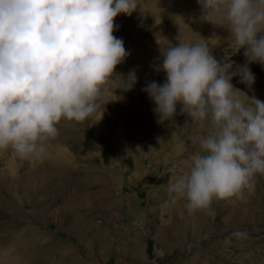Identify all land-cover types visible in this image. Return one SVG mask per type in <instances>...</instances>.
Segmentation results:
<instances>
[{"label": "rangeland", "instance_id": "obj_1", "mask_svg": "<svg viewBox=\"0 0 264 264\" xmlns=\"http://www.w3.org/2000/svg\"><path fill=\"white\" fill-rule=\"evenodd\" d=\"M139 3L115 18L113 33L132 57L117 72L135 69L134 88L109 95L82 124L61 122L40 162L0 150V264H264V178L245 202L214 204L215 217L189 215L168 188L189 170L200 151L193 139L206 129L179 106L173 121L158 123L142 91L165 81L154 65L168 46L205 39L233 70L247 63L244 49L230 44L226 28L200 20L199 0ZM248 66L251 88L239 76L231 82L264 101V65ZM245 229V239L232 235Z\"/></svg>", "mask_w": 264, "mask_h": 264}, {"label": "clouds", "instance_id": "obj_2", "mask_svg": "<svg viewBox=\"0 0 264 264\" xmlns=\"http://www.w3.org/2000/svg\"><path fill=\"white\" fill-rule=\"evenodd\" d=\"M200 20L226 28L247 63L218 60L206 40L161 49L154 65L166 74L146 92L158 123L173 121L179 106L206 132L182 176L170 182V200L185 199L189 215L215 217L214 204L245 202L264 178V101L249 88L251 63L264 65V0H199ZM139 0H0V150L42 161L61 122L84 123L104 110L116 91H131L138 77L117 72L130 53L113 35L115 18L131 16ZM186 25V24H185ZM187 26V25H186ZM238 239L247 230L232 233Z\"/></svg>", "mask_w": 264, "mask_h": 264}, {"label": "bare ground", "instance_id": "obj_3", "mask_svg": "<svg viewBox=\"0 0 264 264\" xmlns=\"http://www.w3.org/2000/svg\"><path fill=\"white\" fill-rule=\"evenodd\" d=\"M128 58H131V59H132V57H130V56H129ZM138 62H139V61H138ZM148 70L150 71V69H148ZM73 131H74V130H73ZM76 132H77V131H76ZM53 143H54V142H53ZM56 143H57V142H56ZM36 250H37V249H36ZM40 250H41V249H40ZM42 250H43V249H42ZM44 250H45V249H44ZM25 252H26V254H28V255H29V254H32V252H30V251H28V250H25ZM25 252H24V253H25ZM41 252H42V251H41ZM35 253H37V252H35ZM21 254H22V253H21ZM37 255H38V254H37ZM26 256H27V255H26ZM29 256H30V255H29ZM32 258H33V257H32ZM28 260H29V258H28ZM25 261H26V260H25ZM25 261H24V262H25ZM26 262H27V261H26ZM23 264H26V263H23ZM46 264H48V263H46Z\"/></svg>", "mask_w": 264, "mask_h": 264}]
</instances>
